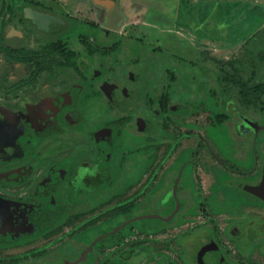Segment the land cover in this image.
I'll list each match as a JSON object with an SVG mask.
<instances>
[{"label": "flooded vegetation", "instance_id": "flooded-vegetation-1", "mask_svg": "<svg viewBox=\"0 0 264 264\" xmlns=\"http://www.w3.org/2000/svg\"><path fill=\"white\" fill-rule=\"evenodd\" d=\"M134 3L127 0L130 14H124L118 0H0V264H135L144 250L141 264H264V196L248 189L264 180L262 130L234 145L218 138L210 144L200 133L197 158L179 167L175 151L165 158L171 140L190 134L188 115L171 107L186 99L179 79L171 78L175 71L148 79L141 98L133 89L139 61L126 56L134 45L168 51L141 31L158 24L133 14ZM164 23L175 29L164 32L179 54L198 57L176 30H191L198 43L197 26ZM116 96L135 105L127 112ZM99 102L119 114L106 119L93 109ZM188 168L192 182L206 173L215 178L206 197L201 179L195 184L194 206L186 186L180 189ZM232 188L249 199H233ZM147 197L156 215L166 209L173 215L146 225L153 215L144 209ZM189 213L205 220L198 223L205 242H198L195 263L187 259L181 229ZM203 247L210 252L202 254Z\"/></svg>", "mask_w": 264, "mask_h": 264}, {"label": "rangeland", "instance_id": "rangeland-1", "mask_svg": "<svg viewBox=\"0 0 264 264\" xmlns=\"http://www.w3.org/2000/svg\"><path fill=\"white\" fill-rule=\"evenodd\" d=\"M133 1L135 2V6H130L133 14L138 13L146 19L152 20L151 22L158 24L156 25L157 27H154L155 31L150 30L146 25H143L144 27H142L143 30L141 31H145L146 35H150L152 39L159 40L160 46L168 47V51H163L159 55L158 51L155 54L151 51V43H147V48H144L141 43L134 45V48L131 50L132 54L130 53V55L126 56V58H137L139 61V65H135L137 68H132L133 78L136 79L133 81L135 85L133 89H135L136 94L141 98V96L146 94L148 79L155 77L156 80H164L169 77L165 73L161 74L163 69L164 72L175 71L171 78L174 80L179 79L180 92L184 94L183 99H186V101H181L180 104L172 103L171 107L173 113L176 115H188L185 126L187 132H190V134L183 135L175 141L171 140L168 148L169 154L167 153L165 158H168L175 151L173 158L177 160V167L182 163L185 164L184 162L188 159L197 158L193 153L197 150L200 133L204 134V138L210 144H214V139L218 138L222 143L234 145L238 140H241L242 135H247L246 138L250 140L259 130L260 126H264V115L255 109H251L250 111L244 110L240 103V86L228 81L226 78L241 79L243 83L250 87L264 83V60L261 58L264 55V0ZM126 3L127 0H118V5L123 8L124 14H130ZM134 19L138 20L139 18ZM173 21H182L191 28L197 26L198 43L191 30H176L180 31L177 35L180 36L183 45L189 47L193 53L197 52L198 57H196L197 55L191 56L188 53L179 54V48L175 47L174 39L172 40L164 32L166 29L175 30L173 26H167L164 23H173ZM139 24L148 23H145L144 20ZM159 44L154 45L157 46ZM165 60L169 66L158 65L159 62L161 63V61ZM195 61H197V64L193 65L192 63ZM227 61L232 63L224 64ZM173 62L176 65H173ZM177 62L181 63V65ZM157 88L159 86L156 87V90ZM158 98L159 96L155 97V100H158ZM115 100L117 103L122 101L126 105L125 111L127 112L135 105L134 103L130 104L129 98H122L120 100L119 96H116ZM93 106V109L98 114L102 115L106 113V119L112 115L119 114V111L111 110V106L109 107L106 103L99 102V104H93ZM189 109L191 110L187 114ZM222 111L227 113V119L220 123L217 120V115ZM92 119L97 120L98 118L93 116ZM155 119L156 117H154L153 121ZM153 124V122L149 123V125ZM109 137L110 135H106L105 139H109ZM262 137H264V129L261 131ZM177 143L180 144L175 145ZM214 148L216 149L215 146ZM204 154L205 159H209L208 154L206 152ZM200 155H202V151ZM138 157V164L141 165L143 163V155L140 154ZM188 171L189 168L182 177L180 189L184 185L186 186L184 187L187 188L188 192V206H194L195 184L198 186L201 181L203 184V189H201L203 197H206L210 194L209 185L215 181V178L211 177V173H206L208 177L199 178V180L201 179L200 181L198 177L193 178L192 182L190 172ZM110 172L115 176L117 170L111 169ZM122 177V175H119L118 180L120 184L123 183L124 185L125 178ZM164 178H166V175ZM218 180L221 182L228 181L224 177H218ZM151 191L148 194L149 197L155 194ZM229 195L239 201L249 199L243 191L237 188H232L229 191ZM149 197H147L143 206L146 212L153 213V215L143 220L146 225L155 226L156 224H161L164 221L162 219H166L167 215H170V217L173 215V213L170 214V209H166L163 213V210H160V215H156L159 210L151 208L152 204ZM173 204L174 201L171 200L169 206H173ZM201 221L205 222L202 215L189 213L186 215V220L181 227L182 232L187 238V259L192 263L197 262L198 242L199 244H204L205 242V232L198 237V223ZM207 224L208 222L204 225ZM109 229L108 225L106 229L105 227L102 229V232H106ZM173 230L175 231L172 234H176L178 228H173ZM99 233L101 232H97V234ZM201 251L202 254L210 252L209 247H203ZM145 256L146 251H140L137 258H135V264H141ZM87 260L90 262L91 257L87 258ZM71 264L84 263L82 259Z\"/></svg>", "mask_w": 264, "mask_h": 264}, {"label": "trees", "instance_id": "trees-1", "mask_svg": "<svg viewBox=\"0 0 264 264\" xmlns=\"http://www.w3.org/2000/svg\"><path fill=\"white\" fill-rule=\"evenodd\" d=\"M264 60V55L261 56ZM232 62H225L224 64H231ZM228 81L238 84L240 86V103L244 110L250 111L255 109L264 115V83L256 84L253 87L243 83L241 79L226 78ZM227 119L226 114H218L217 120L222 123Z\"/></svg>", "mask_w": 264, "mask_h": 264}, {"label": "water", "instance_id": "water-1", "mask_svg": "<svg viewBox=\"0 0 264 264\" xmlns=\"http://www.w3.org/2000/svg\"><path fill=\"white\" fill-rule=\"evenodd\" d=\"M25 14L27 16H29L34 21H37L38 22L40 20V15L38 13L34 12V11L25 10ZM259 129L260 130H263L264 129V126H260ZM177 183H178V181H177ZM248 189L251 192H253V193H257V194H260V195L264 196V180H263V182H262L261 185L256 186V187H249Z\"/></svg>", "mask_w": 264, "mask_h": 264}]
</instances>
